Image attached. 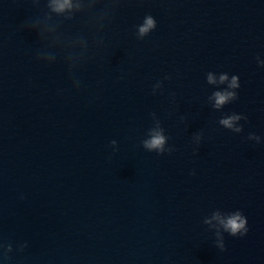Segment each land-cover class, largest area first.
Wrapping results in <instances>:
<instances>
[{"label": "water", "instance_id": "water-1", "mask_svg": "<svg viewBox=\"0 0 264 264\" xmlns=\"http://www.w3.org/2000/svg\"><path fill=\"white\" fill-rule=\"evenodd\" d=\"M71 4L0 0V264H264V0Z\"/></svg>", "mask_w": 264, "mask_h": 264}, {"label": "clouds", "instance_id": "clouds-1", "mask_svg": "<svg viewBox=\"0 0 264 264\" xmlns=\"http://www.w3.org/2000/svg\"><path fill=\"white\" fill-rule=\"evenodd\" d=\"M72 4L71 0H55L54 11L56 12H64L66 9H71ZM155 27V23L151 17H148L145 21V24L139 29L140 35L143 36L149 32L152 28ZM228 77L226 75H221L220 82L224 83ZM209 83H215L213 77L209 75L208 77ZM230 88L238 87L237 80L233 77L231 83L229 84ZM234 97V93L232 92H217L215 93V102L216 107L224 105L229 99ZM238 119V117H233L230 119H225L221 121V123L228 128H231L233 125V120ZM165 143V137L160 132H155L152 134L150 140L144 142V146L149 150H160L163 151V145ZM246 219L240 214L236 213L232 215L226 222L225 229L230 231L232 235H236L237 233L246 234L247 229L245 227Z\"/></svg>", "mask_w": 264, "mask_h": 264}]
</instances>
